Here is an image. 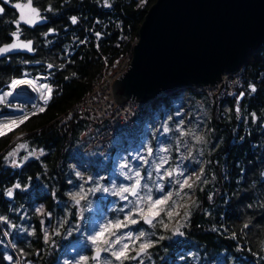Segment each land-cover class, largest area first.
Instances as JSON below:
<instances>
[{
  "label": "trees",
  "instance_id": "1",
  "mask_svg": "<svg viewBox=\"0 0 264 264\" xmlns=\"http://www.w3.org/2000/svg\"><path fill=\"white\" fill-rule=\"evenodd\" d=\"M41 1L50 3L46 28L54 31L46 30L45 36L39 27L29 31L34 42L32 55L16 53L0 58V92L10 89L13 76L43 71L49 72L47 84L52 88L51 99L39 111L44 99L43 90L37 89L45 83L29 76L37 82L28 88H32L30 102L0 113V125L28 117L8 132L9 128H0L6 132L0 135V216L5 218L0 220V264H15L16 260L54 264L63 252L72 257L69 245L82 237L83 229L76 233L73 228L65 235L61 231L67 223L76 226L77 205L83 220L92 213L103 222L123 219L126 201L114 194L120 186L113 155L121 147L128 152L142 151L140 157L148 162L139 157L134 166L153 197L171 191L173 200L178 198L177 183L170 184L165 173L181 156L201 177L191 189L181 190L183 195L178 198L190 212L187 218L185 207H181L182 218L175 225L174 217H165L167 229L155 221V226L144 225L141 220L121 229V233H149L153 246L142 254L139 264H264V45L243 59L242 82L235 94L213 96L186 86L153 97L133 116V126L116 129L107 143L89 145L91 135L104 127V122H91L82 112L70 117L63 113L89 90L107 65L131 52L139 24L155 0H142L141 5L137 4L140 0H109L111 6H105L104 0ZM73 16L78 18L75 24L70 19ZM9 29L10 24L1 19L0 42ZM166 111L170 112L169 130L159 136L165 148L156 153L159 120ZM154 112L157 120L140 139L135 129ZM22 129L26 132L12 140V134ZM17 140L24 147L18 148L17 164H10L5 154ZM148 148L153 154H148ZM162 158L167 163L157 171ZM77 164L81 176L76 175ZM109 171L115 174L113 179ZM148 172L152 173L150 179ZM17 183L19 188L14 187ZM95 188L110 191H92ZM9 189L12 196L7 195ZM77 192L85 197L78 204L70 195ZM92 245L83 247L85 256H90ZM8 256L12 260L6 259Z\"/></svg>",
  "mask_w": 264,
  "mask_h": 264
},
{
  "label": "water",
  "instance_id": "2",
  "mask_svg": "<svg viewBox=\"0 0 264 264\" xmlns=\"http://www.w3.org/2000/svg\"><path fill=\"white\" fill-rule=\"evenodd\" d=\"M263 45L264 0H155L139 24L129 66L114 79L111 91L117 101L148 100L161 92L213 84ZM14 52L33 54L17 49L0 58ZM95 254L93 248L90 259Z\"/></svg>",
  "mask_w": 264,
  "mask_h": 264
},
{
  "label": "snow or ice",
  "instance_id": "3",
  "mask_svg": "<svg viewBox=\"0 0 264 264\" xmlns=\"http://www.w3.org/2000/svg\"><path fill=\"white\" fill-rule=\"evenodd\" d=\"M38 3V0H35ZM105 6H111L109 0H104ZM34 0H28L27 4H20L16 3L14 5L15 8L20 10V14L18 19L12 21L16 25V31L12 32L11 35L14 37L12 43L5 44L0 46V54L9 53L12 50H27L29 52L33 51L32 47V40H21L20 37L22 35V30L20 25L26 24L28 26H34L39 21L45 19V17L41 14V11L38 7H34ZM47 10H51L50 8ZM4 13V8L0 7V14ZM72 23L75 24L78 20L77 17L73 16L70 18ZM54 31L53 29H49V32ZM47 35V33L45 34ZM99 35V34H97ZM49 68L52 67L51 64L48 65ZM35 80H28V79H13L10 84V89L16 90L20 85L30 84L36 86ZM251 91L255 92V86L249 85ZM44 90L47 95H44L42 92V98L47 102L52 97V88L49 85L41 84L39 85L37 90ZM13 91H8L0 95V103H5L9 107H13L7 101V97L13 96ZM244 93H240V96H243ZM43 111V108L40 109ZM237 112H239V108H237ZM28 117L25 115L19 121L16 120H9L2 125L0 128H10L11 126H18V123H23ZM253 118H255V114H253ZM168 131V128L164 129ZM0 135H4V132L0 130ZM183 135V133H182ZM197 140L203 139L202 137H197ZM20 147H24L21 145ZM149 155L152 154V149L148 148L146 150ZM165 151H167L165 149ZM9 156L15 155V152H9ZM145 163H147V159L145 157H140ZM163 163H167L166 160L163 158L161 159V163L156 165L157 171L159 168L163 166ZM128 164L121 165V173L125 176L126 179L132 181V183L128 185H121L114 194L119 195L121 199L128 201V204H125L124 207L128 208V211L124 214L123 219L117 217L114 220H106L104 223L100 224L98 230L94 232V234L90 235L88 239L92 242L95 246L96 254L95 256L91 257L93 260H100L101 253H110L111 258H107L104 260L103 264H124L125 260H136L137 257L141 256L142 254H147V250L153 246V242L148 239L149 233L141 230L138 233H121V229L127 228L129 225H135L143 220L146 224L154 225V221L161 225L164 228H168V224L165 222V217L168 220H171L175 215H179V209L181 207H185L184 217L187 218L190 215V212L187 210V206L182 205L178 200H173L174 193L169 191L162 196L157 198H153L151 194V189L149 188L147 183L142 184L141 181L144 177L141 175L139 170H136L129 175V172L132 170L129 169V172H125L124 169L128 168ZM173 171H166L165 175L171 177L173 175ZM77 176H81L82 174L77 172ZM148 178L150 179L152 176L151 172L147 173ZM91 179V177H89ZM191 177H185L183 181H177L179 184V190L175 193L177 197H180V191L184 188L191 189L193 187V183H189ZM201 179L200 176H196V180L199 181ZM15 188H19L20 185L17 183L14 185ZM103 190L105 192L110 191L109 188H95L92 191H99ZM142 190H147L142 194ZM158 190L163 192L162 186H158ZM127 193V195H125ZM12 189L7 191L8 196H12ZM73 199L76 200L78 204L81 199H85L83 195L79 192L77 193H70ZM187 195V193H184ZM129 196L134 197L135 199L129 201ZM78 197V199H77ZM182 199V198H181ZM131 204V207H129ZM119 211H123V208L119 209ZM163 213V216H162ZM139 219H138V218ZM5 218L0 216V220H4ZM248 225L246 224L245 227ZM176 231H179L177 228ZM119 233V234H118ZM7 235V233H5ZM127 241V242H126ZM139 242L138 250L136 251L135 255H130V252L136 247V242ZM8 260H12L11 256L6 257ZM89 257L87 256H80L79 260L76 261V264H87ZM142 264V262H141Z\"/></svg>",
  "mask_w": 264,
  "mask_h": 264
},
{
  "label": "rangeland",
  "instance_id": "4",
  "mask_svg": "<svg viewBox=\"0 0 264 264\" xmlns=\"http://www.w3.org/2000/svg\"><path fill=\"white\" fill-rule=\"evenodd\" d=\"M142 2L143 1L140 0V1H138L137 4L141 5ZM23 77H25V76H23ZM42 80H43V82L46 85H48L46 83V80H44V79H42ZM30 89H18L16 91H14L13 92L14 93L13 96H10V97H13V100L16 101V102L8 101V103L13 105V107H9L5 103H0V107L1 106H5L6 107V108H4L2 110L0 109V113L7 112V111L9 112V111H12V110H18V109L21 108V106H23L22 104H24V105L28 104L30 102V99H29L30 98L29 91H31ZM43 92H44V90H43ZM46 94L47 93H44V95H46ZM169 113H170L169 111L163 112L162 117L159 120L160 130L156 134L157 135V138H156L157 149L154 150V152H156V153L159 150H163L165 148L164 140L162 138H159V136H160V133L167 127V123H168L167 119H168V114ZM157 115H158L157 112H154L153 115H146L145 118H144L143 123L140 124L139 127H137L135 129V132H137L139 134L140 139H144L145 138V133H146L148 127L149 128L152 127V122H155L157 120L156 119ZM19 124L20 123H18V125ZM14 127H17V126L10 127L9 131L12 130ZM183 127L184 126L182 124H180L179 128L183 129ZM88 129L91 131L93 129V126L90 125ZM7 132H8V130H7ZM22 132H23L22 130L15 131L12 134L11 139L12 140H16L17 138H19L23 134ZM4 133H6V132H4ZM20 145H21L20 141L17 140V143L15 144V146L12 149L8 150V152L5 154V159L6 160L8 159V162L10 164H17V156H18L17 151H18V148H19ZM13 151L15 152V155L9 156L8 153L9 152H13ZM142 154H143L142 151H139V150H130L128 152L123 147L118 148L116 150V152L113 155V158L115 160V168L119 172V182H118L119 186L128 185V184L132 183V181L126 179L125 176L121 173V165L127 163L129 167L125 168L124 171L125 172H129V169H131L132 171L129 172V175H132V173L134 171L139 170L137 167L134 166V161H135V159H137L140 156H142ZM148 168L149 167H147V170H148ZM75 170H76V173L77 172L81 173L80 169H79V164L75 165ZM172 170H175V171H173V175L170 177V184L177 183L178 180L179 181H183V179L185 177H191V179L189 180V183H193L195 181V179H196V176H198V172H199V170L196 169L194 166L190 165L189 163H186L184 161V157L183 156H181L176 163H174L172 166H170L167 171H172ZM108 175L110 176L111 179H113L115 177V174H113L111 171H109ZM83 178H85V177H83ZM177 185H178V188H179V184L178 183H177ZM125 195H127V193ZM182 195L183 194L180 191V197ZM159 196H162V194H159V195H157V196H155L153 198L155 199V198H157ZM129 197L134 198L132 196H129ZM180 197H178V198H180ZM178 198H174V200H178ZM186 198H189V197L187 196ZM129 201H132V200L129 198ZM178 201H180V200H178ZM128 203L129 202L126 201L124 204H128ZM130 205L131 204H129V206ZM127 211H128V209L126 210V212ZM181 211H182V209L180 208L179 209V215H175L174 216V219H173V222H172L173 225H175L177 222H179L180 219L182 218L181 217L182 214H180ZM75 214L77 216V219L75 220L76 226L73 227V226H71V225H69L67 223V226L61 232L65 235L66 233L70 232L73 228H74V231L76 233L79 230L83 229V235H82V237H78L77 239H75L69 245V250L72 251V254H73L72 257H68L63 252V254H61L60 257H59V260L54 262V264H57V262H61V261L65 262V264H76V261L79 260L80 256H85L83 247L87 246L88 243L89 244L92 243L88 239V237L90 235L94 234V232L98 230V227H99L100 224L104 223L101 220V217L99 215L94 214V213H92L91 216H89L87 218V220H83L82 219L81 208H80L79 205H77ZM176 229H177V227L175 226L174 230L176 231ZM48 232H49V230L46 227L45 235H47ZM127 232H130V231L124 230L122 233H127ZM132 233H138V232L132 231ZM92 246H93V248H95L94 245H92ZM136 249H138V245L133 249V252ZM141 257H142V255L137 260H132L131 264H139L140 262H137V261ZM107 258H111V259L114 260V258H112L110 256V254H102L99 261H97V260H93L92 261L90 259L91 260L90 264H103L104 260L107 259ZM15 264H31V262L30 261L20 262L19 260H16ZM62 264H64V263H62ZM114 264H115V262H114Z\"/></svg>",
  "mask_w": 264,
  "mask_h": 264
},
{
  "label": "built area",
  "instance_id": "5",
  "mask_svg": "<svg viewBox=\"0 0 264 264\" xmlns=\"http://www.w3.org/2000/svg\"><path fill=\"white\" fill-rule=\"evenodd\" d=\"M130 59L131 52H128L122 54L113 64L107 65L102 75L91 85L89 90L63 113L70 117L76 112H82L91 122H104V127L91 135L89 145L107 143L116 129L131 126L133 124V116L143 110L150 100L128 98L124 101H117L113 97L111 91L112 83L115 78L119 77L128 68ZM48 73V71H43L36 74H40L42 79L47 80ZM242 73L243 67L240 65L235 69L223 71L221 79L213 84H198L194 86L208 95H233L242 82ZM18 77L23 76L13 77L12 79ZM161 94L164 93L161 92L157 96ZM22 131V133L26 132L24 129Z\"/></svg>",
  "mask_w": 264,
  "mask_h": 264
},
{
  "label": "flooded vegetation",
  "instance_id": "6",
  "mask_svg": "<svg viewBox=\"0 0 264 264\" xmlns=\"http://www.w3.org/2000/svg\"><path fill=\"white\" fill-rule=\"evenodd\" d=\"M26 1L27 0H0V7H3L4 8V13L3 14H0V20L2 19L3 21H5V24H8V23L10 24V29H9V31L7 33L8 36H7V38L5 40H3L2 42H0L1 44L10 41L13 38L12 35H11V33L14 32V31H16V25L12 21H14V20L17 19V11H16L15 7H13L11 4L14 3V2L24 3ZM40 1H38V3H36L35 0H34L33 6L34 7H38L40 9L41 14L46 18V21H44L43 23H40V24H36V25H34L32 27H29V26H27V25H25V24L22 23L20 25L21 30H22V35H21L20 39H31L32 42H33L32 37L28 36L30 30H33V29L39 27V32H41L43 30V35H44L45 32H46V30L49 29V28H46L47 27L46 26V23L49 20V17L51 16L50 11L47 10V9L50 8V3L48 1H44V2H42V1L40 2ZM32 47L34 49V42L32 44ZM16 53H18V54H27V53H24V52H14V53H10V54H16ZM32 77H34V79H38L39 78L36 75H34ZM18 79H28V80H31L29 78V76L20 77ZM29 86H30V84L20 85L18 87V89H28ZM18 89H16V90H18ZM16 90L9 89L8 91H13L14 92ZM29 99L31 100V98H29Z\"/></svg>",
  "mask_w": 264,
  "mask_h": 264
},
{
  "label": "bare ground",
  "instance_id": "7",
  "mask_svg": "<svg viewBox=\"0 0 264 264\" xmlns=\"http://www.w3.org/2000/svg\"><path fill=\"white\" fill-rule=\"evenodd\" d=\"M32 76H34V75H32ZM20 78V77H19ZM15 79H17V78H15ZM13 80V79H12ZM3 93H6L5 91H1L0 92V95H2ZM163 93V92H162ZM166 93H164V94H161V95H159V96H162V95H165ZM159 96H157V97H159ZM10 97V96H9ZM7 97L6 99H7V101H14L13 100V97ZM135 99H138V98H135ZM42 100V99H41ZM139 100H141V99H139ZM14 102H16V101H14ZM44 101L42 100V103H43ZM44 104V103H43Z\"/></svg>",
  "mask_w": 264,
  "mask_h": 264
}]
</instances>
